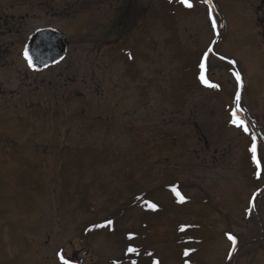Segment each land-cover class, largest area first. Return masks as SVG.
I'll list each match as a JSON object with an SVG mask.
<instances>
[{
    "label": "rangeland",
    "instance_id": "374dc122",
    "mask_svg": "<svg viewBox=\"0 0 264 264\" xmlns=\"http://www.w3.org/2000/svg\"><path fill=\"white\" fill-rule=\"evenodd\" d=\"M125 1L144 12L115 27ZM214 3L216 49L239 68L242 106L264 137V0ZM185 4L0 0V264H63L60 255L70 264L73 254L82 264H183L194 246L205 264H226V233L259 236L256 217H244L264 186V152L247 156L252 133L227 122L233 68L210 53V82L199 85L196 65L216 37L206 2ZM43 27L65 35L67 56L33 73L23 46ZM204 142L217 152L212 168ZM143 197L147 213L133 207ZM257 209L264 218L263 195ZM146 240L150 259L125 262L128 245ZM256 249L239 264H253Z\"/></svg>",
    "mask_w": 264,
    "mask_h": 264
},
{
    "label": "water",
    "instance_id": "95a60500",
    "mask_svg": "<svg viewBox=\"0 0 264 264\" xmlns=\"http://www.w3.org/2000/svg\"><path fill=\"white\" fill-rule=\"evenodd\" d=\"M215 9V4L213 0H209ZM222 27L220 28L218 39L221 37ZM214 47L212 52L214 53ZM68 43L63 34L53 30V29H44L35 32L28 39V42L24 48L23 57L27 60L28 66L34 71H41L48 67L54 66L60 63L67 54ZM215 54V53H214ZM221 59L227 60L222 56L215 54ZM231 62L230 60H227ZM234 64L233 62H231ZM235 67H237L234 64ZM239 70V69H238ZM239 72V71H238ZM243 87L242 76L240 74V91L238 99H240L241 91ZM262 193V192H261ZM256 212V200L253 206ZM258 218L259 215L257 214ZM260 219V218H259ZM257 241L253 242L256 243ZM240 247L236 253L241 249Z\"/></svg>",
    "mask_w": 264,
    "mask_h": 264
},
{
    "label": "flooded vegetation",
    "instance_id": "af4514ba",
    "mask_svg": "<svg viewBox=\"0 0 264 264\" xmlns=\"http://www.w3.org/2000/svg\"><path fill=\"white\" fill-rule=\"evenodd\" d=\"M23 6H25V5H23ZM123 8V7H122ZM131 10V11H127V10ZM125 12H123L121 15H120V17L119 18H121V21H125L126 23H127V17H129V16H131L132 15V13H134L133 12V10L135 11V10H137V12L141 15L144 11H142L141 9H135V8H130L129 6H126L124 9H123ZM142 12V13H141ZM126 14V15H125ZM3 15V14H2ZM139 15V16H140ZM255 15H257V13H255ZM4 16V15H3ZM137 16V15H136ZM6 17V16H5ZM12 18L13 16H11V15H8V18ZM133 17H135V16H133ZM132 16H131V18H130V20L133 18ZM138 17V16H137ZM18 18V17H17ZM19 18H21V17H19ZM136 18V17H135ZM1 19V22H0V30L2 31L3 30V27H2V25L3 24H5V22H3V19L2 18H0ZM13 19V18H12ZM130 22H132V21H130ZM122 23V22H121ZM122 25L123 26H126L127 28H128V25H129V22L127 23V25L126 24H123L122 23ZM44 29L45 28H51V27H43ZM43 28H39V29H43ZM3 32V31H2ZM34 32V31H33ZM127 72V71H126ZM246 109H247V107H246ZM232 110H233V112H232V116L236 119V120H238L239 122H241V121H243L244 123H243V125H245V126H247L248 127V123H250V120L248 119V117L243 113V112H241V111H237V108H236V106H235V108H232ZM247 111V110H246ZM250 115H252L251 114V112L250 111H247ZM252 117H254V120H255V122L257 123V125H259L260 124V121H259V119H255V115L253 116L252 115ZM233 119L231 120V118H230V116L229 117H227V122H230L231 124H234L233 122ZM251 124V123H250ZM194 127L196 128V129H198L199 131H200V129L201 128H199V126L197 127V125H195V122H194ZM200 142L203 140L202 138H197ZM204 145V148L203 147H201L200 149H199V153H202L203 154V160L205 161L206 159L205 158H209V160H206L205 161V163H206V165H208L209 163L211 164V163H217L218 162V160H217V152H216V150L213 152V154L212 155H210V152H209V150L210 149H208V147H209V144L208 143H203ZM199 146H200V144H199ZM257 146H258V144H257ZM262 146V145H261ZM260 146H258V151L259 150H261L262 149V151L264 152V148H263V146L261 147V149L259 148ZM252 145H249L248 146V148H246V154H247V156H251L252 157ZM197 151L195 150V153H196ZM206 152V153H205ZM201 155V154H200ZM200 155H198V157L200 156ZM215 160L217 161V162H215ZM211 166H215V164H211L210 165V168H212ZM206 167H208V166H206ZM206 167H201L202 168V170H206L207 168ZM263 196H264V194H263ZM190 200V199H189ZM263 219V226H264V218H262ZM189 226H192V227H196L197 226V223H194V224H189ZM176 232V231H175ZM261 236V235H260ZM191 238V237H190ZM207 239L208 238H204V239H199V240H195V239H193V241H191V243L193 242L194 244H197V245H201V244H203L204 242H206L207 241ZM264 242V238H263V240H261V242L260 243H258V246H257V249L254 251V254H253V264H264V251L263 250H258V248H259V246H261V244ZM202 252V249L201 248H199V246H194L191 250H189L188 251V258H189V261H188V263L189 264H205L204 262H202V258L200 257V259H199V254H202L201 253ZM196 256V257H195ZM201 256V255H200ZM220 256H221V254H220ZM219 256V257H220ZM74 257V258H73ZM195 257V258H194ZM72 258H73V260H72V262L74 263V264H82V262H83V259H82V257H79V254H77V256L75 255V254H73L72 255ZM239 258V257H238ZM238 258H236V260H235V262H234V264H239V260H238ZM244 258V257H243ZM245 259V258H244Z\"/></svg>",
    "mask_w": 264,
    "mask_h": 264
},
{
    "label": "snow or ice",
    "instance_id": "6c2138e0",
    "mask_svg": "<svg viewBox=\"0 0 264 264\" xmlns=\"http://www.w3.org/2000/svg\"><path fill=\"white\" fill-rule=\"evenodd\" d=\"M181 3H186L188 4V0H181ZM189 7H191L192 5L191 4H188ZM213 26H215V23H213ZM238 75V74H237ZM239 78V77H238ZM238 98V97H237ZM243 121H241V125H243ZM245 131H247V127L244 128ZM253 151H255V149H253ZM259 163V162H258ZM152 209H156V205L155 204H151L149 205ZM113 221L112 220H109L108 221V224H112ZM228 238L233 241V244L236 243V238L234 236H232L231 234H229ZM130 251H136L135 249H130ZM60 259L63 261V264H68V261L64 259L63 255H60Z\"/></svg>",
    "mask_w": 264,
    "mask_h": 264
},
{
    "label": "trees",
    "instance_id": "16d2710c",
    "mask_svg": "<svg viewBox=\"0 0 264 264\" xmlns=\"http://www.w3.org/2000/svg\"><path fill=\"white\" fill-rule=\"evenodd\" d=\"M127 2L128 1H125V3L123 4V8H125L126 6H127ZM127 11H129V9L127 10ZM126 15V14H125ZM122 21H120V22H118V23H116V26H118V27H121L122 26V23H121ZM174 189H177V188H174ZM144 198V197H143ZM141 199V200H139L138 202H134V204L136 205V206H138V208H142L144 211H147V206H146V202H147V198H144V199ZM149 205H150V202H149Z\"/></svg>",
    "mask_w": 264,
    "mask_h": 264
}]
</instances>
